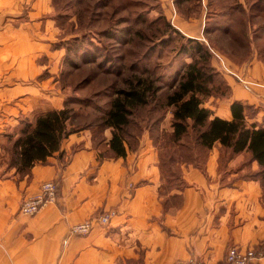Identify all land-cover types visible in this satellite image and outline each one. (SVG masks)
<instances>
[{
    "label": "crops",
    "instance_id": "obj_1",
    "mask_svg": "<svg viewBox=\"0 0 264 264\" xmlns=\"http://www.w3.org/2000/svg\"><path fill=\"white\" fill-rule=\"evenodd\" d=\"M24 3L28 19L18 25ZM48 14L49 0H0V79L9 69H32L38 51L49 53ZM227 61L230 72L221 73L231 95L208 97L214 103L205 106L213 117L230 120L231 104L241 102L254 109L250 120L264 125V61L254 57L232 68ZM5 95L0 91V103ZM23 95L21 112L30 114L33 88ZM109 132L103 144L90 129L71 134L62 144L64 161L53 156L29 173L0 176V264H174L190 258L224 264L228 247L264 242L261 182L254 176H217L220 145L209 151L206 174L184 167L185 186L175 191L182 203L165 209L158 157L148 134L137 151L126 146L127 155L118 157L109 148ZM51 180L59 185L58 201L35 216L22 214L23 199ZM109 209L118 215L107 229L69 236L73 225Z\"/></svg>",
    "mask_w": 264,
    "mask_h": 264
},
{
    "label": "rangeland",
    "instance_id": "obj_2",
    "mask_svg": "<svg viewBox=\"0 0 264 264\" xmlns=\"http://www.w3.org/2000/svg\"><path fill=\"white\" fill-rule=\"evenodd\" d=\"M28 8L26 3L19 6L18 25L28 19ZM48 18L49 53L38 51L32 69H9L0 79V91L6 94L0 103V176L15 171L8 165L13 156L10 137L17 136L24 124L33 122L43 110L69 107L73 110L72 128L89 127L103 144L111 129L103 130L101 120L116 91L126 89L128 82L147 80L158 88L157 100L134 111L132 124L126 129L127 145L130 151H137L144 135L148 134L154 145L156 140L158 165L164 176L163 208L179 207L182 199L175 193L178 190H170L173 185L180 186L173 175L181 172L180 165L171 160L172 108L166 101L184 65L192 61L181 47L189 46L190 38L198 39L212 53V65L220 73L223 69L216 55L227 59L230 68L246 65L254 57L264 61V0H49ZM32 88L28 115L21 112L22 99L25 90ZM207 99L204 106L214 103ZM208 156L209 152L205 160ZM230 159V154L221 153L217 176L255 175L248 155ZM51 181L56 182L57 195L55 202L46 205L58 201L59 185ZM109 210L73 225L69 236L86 237L96 227L107 229L118 214L107 225L97 219ZM87 221L92 222L87 234L73 231ZM190 259L203 264L197 258ZM178 261L184 260L174 264Z\"/></svg>",
    "mask_w": 264,
    "mask_h": 264
},
{
    "label": "trees",
    "instance_id": "obj_3",
    "mask_svg": "<svg viewBox=\"0 0 264 264\" xmlns=\"http://www.w3.org/2000/svg\"><path fill=\"white\" fill-rule=\"evenodd\" d=\"M188 45L182 46L181 51L188 54L192 61L184 65L177 86L166 101V106L172 108L170 142L173 145V164L180 165L181 175L185 166H193L206 174L207 153L220 145L221 153L231 155L230 161L243 154L250 157L251 163H257L258 170L253 168L254 177L261 182L264 195V125L251 121L254 109L241 102L231 104L230 120L213 117L211 109L204 106V99L212 96L229 98L231 88L212 65L213 55L209 49L194 38L188 39ZM158 91L147 80L128 82L126 89L116 91L101 120L103 130L111 129L108 145L116 156L127 155L126 129L132 124L134 111L156 101ZM72 117L73 110L64 106L40 113L33 122L24 124L17 136L10 137L13 156L8 163L9 168L14 169L16 174H23L29 173L39 162L47 163L53 156L64 161L63 141L71 134L90 129L72 128ZM156 123L155 126L158 125ZM191 136L192 139L188 140ZM153 141L157 146L156 140ZM162 170L160 165L163 180ZM181 175H173V180L177 179L180 186L173 185L170 190L184 188Z\"/></svg>",
    "mask_w": 264,
    "mask_h": 264
},
{
    "label": "built area",
    "instance_id": "obj_4",
    "mask_svg": "<svg viewBox=\"0 0 264 264\" xmlns=\"http://www.w3.org/2000/svg\"><path fill=\"white\" fill-rule=\"evenodd\" d=\"M220 61L221 67L223 70L230 72L229 68L226 65L225 60L216 55ZM57 195V186L56 182L49 181L45 182L41 185L40 191L38 194L29 197L26 199L21 208V213L27 216H32L45 206L48 202H55ZM117 214L115 210H109L105 213V215L99 217L97 219L101 225H107L110 223L111 218ZM92 227V222L87 221L83 224L77 225L73 228L75 233L87 234ZM260 246V245H259ZM264 259V242L258 249L251 247H241V246H232L229 248L226 258L225 264H261V260ZM176 264H200L193 259L178 261Z\"/></svg>",
    "mask_w": 264,
    "mask_h": 264
}]
</instances>
